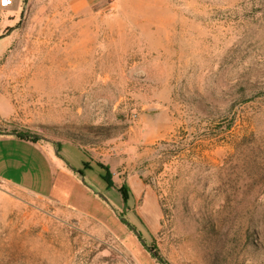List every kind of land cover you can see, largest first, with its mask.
<instances>
[{"label": "rangeland", "instance_id": "374dc122", "mask_svg": "<svg viewBox=\"0 0 264 264\" xmlns=\"http://www.w3.org/2000/svg\"><path fill=\"white\" fill-rule=\"evenodd\" d=\"M7 12L0 264H264V0Z\"/></svg>", "mask_w": 264, "mask_h": 264}, {"label": "crops", "instance_id": "0c3cea01", "mask_svg": "<svg viewBox=\"0 0 264 264\" xmlns=\"http://www.w3.org/2000/svg\"><path fill=\"white\" fill-rule=\"evenodd\" d=\"M2 138H7L9 140L17 139V140H22V141H24L26 143H31L34 146L49 147V148L53 147L54 148L53 144L51 142L47 141V140H44V141L31 140L29 138L20 137V136H17L16 134H14V133H8V132H5V131H0V139H2ZM54 171L57 172V173H61V174L65 175V176H67V177H72V171L68 172V169L65 168V166H63V164L61 166L57 165V168L55 167ZM71 198H69V200H71ZM55 201L59 202L60 204H62L64 206H68L69 205L68 201H67V203L66 202H62V201H58L56 199H55ZM71 207H72V204H70V208Z\"/></svg>", "mask_w": 264, "mask_h": 264}, {"label": "trees", "instance_id": "16d2710c", "mask_svg": "<svg viewBox=\"0 0 264 264\" xmlns=\"http://www.w3.org/2000/svg\"><path fill=\"white\" fill-rule=\"evenodd\" d=\"M17 136H20V137H24V136H21L22 134H16ZM29 139H31V140H36V138L35 137H31V138H29ZM58 149H59V147H58ZM96 164L99 166V167H101V168H104L105 169V173H104V175H102L101 177L103 178V180L105 181V183H106V186H111L112 185V182H111V179H110V172H109V170H108V167L107 166H105V165H103V164H101V163H99V162H96ZM85 166H87V163L85 164ZM122 191H124V189L122 188ZM127 198H128V196L124 193L123 194V200H127ZM124 221V220H123ZM124 222H126V221H124ZM148 248V250L151 252V255H152V257H158V258H156L158 261H160V262H162V258L160 257V254L158 253V251H157V248H151V247H147Z\"/></svg>", "mask_w": 264, "mask_h": 264}, {"label": "built area", "instance_id": "2783aa9c", "mask_svg": "<svg viewBox=\"0 0 264 264\" xmlns=\"http://www.w3.org/2000/svg\"><path fill=\"white\" fill-rule=\"evenodd\" d=\"M11 5V0H0V34L8 27V21L12 19V15L7 12Z\"/></svg>", "mask_w": 264, "mask_h": 264}, {"label": "water", "instance_id": "95a60500", "mask_svg": "<svg viewBox=\"0 0 264 264\" xmlns=\"http://www.w3.org/2000/svg\"><path fill=\"white\" fill-rule=\"evenodd\" d=\"M10 133H11V132H10ZM100 196H101L104 200H107V198H106L104 195L100 194ZM130 228L133 230V232L136 234V236L139 235L138 231H137L134 227L130 226ZM140 240H141V242H144L143 239L140 238ZM156 258H158V257H156Z\"/></svg>", "mask_w": 264, "mask_h": 264}]
</instances>
